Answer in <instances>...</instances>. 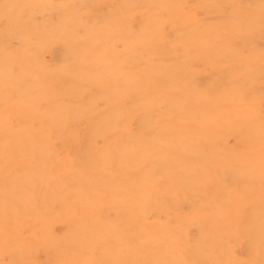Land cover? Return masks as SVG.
I'll return each mask as SVG.
<instances>
[{
  "label": "bare ground",
  "instance_id": "obj_1",
  "mask_svg": "<svg viewBox=\"0 0 264 264\" xmlns=\"http://www.w3.org/2000/svg\"><path fill=\"white\" fill-rule=\"evenodd\" d=\"M15 1L0 21L10 106L34 74L89 78L94 95L68 120L79 132L68 165L64 137L0 122V264H264V7ZM23 12L31 30L2 28Z\"/></svg>",
  "mask_w": 264,
  "mask_h": 264
},
{
  "label": "rangeland",
  "instance_id": "obj_2",
  "mask_svg": "<svg viewBox=\"0 0 264 264\" xmlns=\"http://www.w3.org/2000/svg\"><path fill=\"white\" fill-rule=\"evenodd\" d=\"M10 1V2H8ZM258 1V6H263L264 7V0H257ZM3 2V3H2ZM15 2V3H13ZM18 2L15 1V0H0V4H2V8L0 9V21H3V16L4 15H7L8 14V10L9 9H13V8H17V4ZM16 6H15V5ZM44 8V7H42ZM248 13L250 15H254V13L251 14L250 11H248ZM240 14V13H239ZM3 19V20H2ZM27 20V17L25 15V12H23V14L20 16V19L18 22H15L13 24L10 25V22H7V21H4L3 24H2V28L3 29H6V30H10L11 28V31L16 32H24V33H27V29L31 30V27H30V23L29 21H26ZM258 21H264V12L260 13V18L257 19ZM6 22V23H5ZM22 22V23H21ZM5 23V24H4ZM19 23V24H18ZM25 23V24H24ZM5 25V26H3ZM23 25V26H22ZM27 25V26H26ZM7 26V27H6ZM26 26V27H25ZM17 27V30H15ZM28 27V28H27ZM18 30H21V31H18ZM13 36L11 38V41L9 39L8 41V47H9V51H10V54L13 56V57H21V53L23 52V46L21 45L20 43V40L17 39V37H15L14 35H11ZM14 39V40H13ZM17 39V40H16ZM17 54V55H16ZM19 54V55H18ZM16 55V56H15ZM47 58V59H46ZM50 58V59H49ZM48 60V61H47ZM42 64L47 68V69H54L55 66L53 64V60L51 58V55L50 54H46V56L44 55L42 57ZM37 75V76H36ZM34 79L33 80H27V87H30L31 91H29L28 94H20V96H16L17 94H19V92L21 93H24L23 91V88L26 87V85L24 84H17V87L15 89V92L13 93L14 96L16 97H20L23 98V99H18L16 97H14V100H12V104H11V100H8L7 98H4L7 95V93H1L0 94V98H3L0 100V122H2V119L4 120L5 122V119H6V123L9 125V123L11 124H14L15 122L16 123H19L20 125H23L28 123L27 126L29 127V124L30 126L33 127V125H35V129L38 130L35 131L31 130V131H28L29 134H31V132H33L32 134H45L46 135H53V136H61L65 142V146L63 144V148L61 150V153H62V157H63V161H64V164L65 165H68L71 161V154L74 152V140L69 137H71L72 135H78L79 132L77 130L75 131H71V130H67L69 128H72V124H70L68 122L69 121H72V122H76L77 119H80L78 118L79 116V112L80 110L82 109L83 107V104L87 103L88 102V105H89V101L90 99H92L91 96H93L94 94L92 93L93 90H91V87H90V82H89V78L86 80L87 83L85 82V78H83L82 76H76V75H72V74H69V73H61V72H53L49 75L45 74V75H40V74H34L33 75ZM92 77V75H91ZM30 85V86H29ZM39 86H45V90L42 91V93H39L37 89V87ZM78 90V91H77ZM74 91H76L74 93ZM33 92V93H32ZM82 92V94H81ZM87 92H88V95H87ZM80 93V94H78ZM93 95H91V94ZM31 96H30V95ZM42 94V95H41ZM36 97H34V96ZM80 95V96H79ZM87 95V96H86ZM43 96V98L41 97ZM85 96V97H84ZM75 97V98H74ZM91 97V98H90ZM84 99V102H80L81 100L83 101ZM89 99V100H87ZM4 100V101H3ZM23 100V101H22ZM39 100V101H38ZM87 100V101H86ZM25 101V102H24ZM3 104H2V103ZM6 102V103H5ZM14 102V103H13ZM76 104H75V103ZM78 102V103H77ZM5 103V104H4ZM26 103V104H25ZM33 103V104H32ZM45 103H47L45 105ZM64 103V104H63ZM49 104V105H48ZM66 104H68L69 106H71V108H69V106H67ZM78 104H81L82 107H80V105ZM3 105V106H2ZM6 105V107H5ZM52 105V106H51ZM54 105V107H53ZM8 106V107H7ZM50 106V107H49ZM68 107V110H65L67 107ZM73 106V107H72ZM74 106H76L74 108ZM5 107V108H4ZM43 107V108H42ZM62 107V110L64 108V112L60 109L58 110L59 108ZM45 108V109H44ZM44 109V110H43ZM56 109V110H55ZM71 109V110H70ZM80 109V110H79ZM3 110V111H2ZM6 110H9V111H6ZM11 110V111H10ZM42 113H41V111ZM52 110L56 113H53ZM78 110V111H77ZM1 111L3 113H1ZM6 111V112H5ZM44 111V113H43ZM46 111V112H45ZM59 111V112H58ZM60 111H61V114H60ZM72 111V112H71ZM73 112H78L77 115ZM51 113L53 115H51ZM58 113H59V116H62V117H59L58 116ZM73 113V114H72ZM3 114L4 115V118H3ZM9 114V115H7ZM11 114V115H10ZM49 114V115H48ZM76 115V116H73V115ZM12 115H14L15 117L13 118ZM48 115V116H47ZM58 117H57V116ZM64 115V116H63ZM48 119H47V117ZM53 116V117H52ZM78 116V117H77ZM21 118L23 121H21ZM46 117V118H45ZM67 117V118H66ZM77 117V118H75ZM81 117H84V119L88 120V119H91L90 117H92V114L91 116L89 115L88 117H85V116H81ZM17 118V120H16ZM51 118V119H49ZM57 118V119H56ZM66 118V119H65ZM72 118V119H71ZM57 121H56V120ZM64 119H65V122H64ZM33 120L37 123L39 122V124H43L44 125H39L38 124V128L36 126V123L33 122ZM49 120V122H48ZM54 120V121H53ZM59 120H62V121H59ZM15 121V122H14ZM9 122V123H8ZM24 124H23V123ZM41 122V123H40ZM48 122V123H47ZM58 122L60 123H63V128L60 127V129L58 128L59 126L57 124H59ZM35 123V124H32ZM57 123V124H56ZM66 123V125H65ZM68 124H70L69 128H68ZM26 126V125H25ZM26 126V127H27ZM58 126V127H57ZM50 127V128H49ZM62 128V129H61ZM55 129V130H54ZM75 129V128H74ZM59 130V131H58ZM64 130H67L66 133L67 134H64L65 131ZM58 131V132H57ZM63 133L62 135H60L61 133ZM27 132V133H28ZM57 133L56 134H54ZM72 132V133H71ZM4 134H7L8 132H3ZM60 133V134H59ZM68 138L70 140H68ZM73 141V142H72ZM63 142V143H64ZM67 142V143H66ZM73 143V144H72ZM66 144H68V148H64L66 147ZM70 144V145H69ZM72 145V146H71ZM70 147V148H69ZM71 147L73 149H71ZM67 152H66V151ZM68 150L70 152H68ZM65 152V153H63ZM68 153V154H67ZM67 154V156L65 155ZM65 156V157H64ZM70 156V157H69ZM70 158V159H69ZM140 214L145 216L146 217H149L150 216V212H148L147 210H141L140 211ZM121 243L125 246V248L127 250H130L131 248L133 247H136L137 244H138V238L134 235H124L122 237V241Z\"/></svg>",
  "mask_w": 264,
  "mask_h": 264
}]
</instances>
